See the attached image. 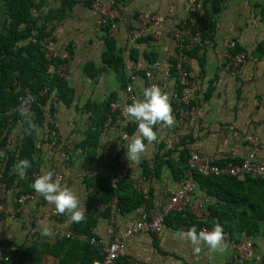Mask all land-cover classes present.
I'll return each instance as SVG.
<instances>
[{
    "label": "crops",
    "instance_id": "1",
    "mask_svg": "<svg viewBox=\"0 0 264 264\" xmlns=\"http://www.w3.org/2000/svg\"><path fill=\"white\" fill-rule=\"evenodd\" d=\"M64 1L67 12L61 21L51 24L54 30L44 46L47 59L65 61L73 100L68 106L59 103L55 139L46 128H39L34 155L38 171L34 178L44 172H52L53 178L62 175L60 184L76 192L81 206L86 208L85 217L97 219V224L92 237L79 235L77 240L67 214L52 216L54 205L42 200L40 194L33 191L36 195L33 200L19 204L15 181L6 189L3 185L0 191V241L8 242L13 249L37 245V249L43 250L70 238L76 240L78 248L89 244L97 249L102 257L98 260H102L103 246L94 245L91 240L108 244L110 228L119 235L129 222L163 212L180 190L193 155L211 159L217 165L228 161L239 164L252 149L248 137L254 136L261 143L259 155L264 156V0H206L205 14L214 26L210 46L194 41L200 16L190 0H111L115 6L110 0H92V4L91 0H49L56 14ZM94 2L121 16L117 35L111 36L115 48L108 62L104 61L107 34L97 23L101 15L93 8ZM141 15L165 17L161 30L143 27L139 21ZM134 30L141 31L137 42L132 40ZM231 42L237 45L232 53L246 54L245 62L234 74L226 66ZM180 45L184 46L183 53ZM180 59L189 69L193 82L194 110L183 120L179 119L180 107L175 98L180 93L175 69ZM132 63L138 67L133 82L130 79L133 70L129 67ZM147 71L153 73L154 79L146 76ZM131 85L134 98L129 100L126 89ZM152 85L169 94L175 123L171 128L157 125L154 130L158 140L152 144L145 141L147 150L141 160L131 163L126 158L125 144L129 141L124 136L131 138L138 124H130L118 113H112L108 102L132 104L142 100L144 89ZM47 118L50 119L48 114ZM21 134L22 126L18 125L7 147L10 152L21 145ZM12 172L17 179L23 178L15 166ZM247 177L256 179L250 175L234 178L242 181ZM121 179H127L125 187L133 184L127 191L129 196L133 192L143 195L148 205L121 213L117 207L119 197H115L108 210L104 203L106 182L117 189ZM244 183L240 194L235 195L236 190L228 194L234 202L227 205L195 183L193 205L186 211L197 219L201 212L208 215L207 219L213 215L264 219V206H251L254 201L264 204V184ZM230 187L236 188L235 183L230 182ZM176 220L161 233L141 232L132 237L127 244V257L120 259L119 264H235L239 259L238 251L230 243L223 254L210 252L203 244L202 251L196 253L191 242L174 235L177 231L187 232L192 223L178 224ZM31 221L36 225L33 231ZM241 235L233 237L234 240L253 243V249L245 255V264H264V221L259 223L254 235ZM39 264H59V259L47 254Z\"/></svg>",
    "mask_w": 264,
    "mask_h": 264
},
{
    "label": "trees",
    "instance_id": "2",
    "mask_svg": "<svg viewBox=\"0 0 264 264\" xmlns=\"http://www.w3.org/2000/svg\"><path fill=\"white\" fill-rule=\"evenodd\" d=\"M92 0L90 3L92 4ZM66 2L64 1L61 9L56 14L54 7H50L49 0H0V167L3 172V182L5 189L15 181L18 183V197L22 194L33 192L31 185L35 181V173L38 171V163L35 158L37 151L36 141L37 134L32 132L26 121L31 119L37 128H46L48 134L52 136L54 126L47 118V114L51 113L52 106L47 96L40 93L48 87L50 94H55L59 98V103L70 105L73 100L72 90L65 81L50 71L51 67H57L64 64L65 61L52 58H46L45 42L51 36L53 28L51 24L59 22L64 18L67 12ZM204 30L201 33L200 43H204L206 39H211L213 32V24L208 19L207 12L204 19ZM111 21L103 23L102 27L107 36V50L104 54V61L108 62L114 54V39L110 35ZM194 33L193 38L195 37ZM185 50V49H184ZM21 97L34 98L31 104V113L27 115L21 114L24 104L20 102ZM30 100V99H29ZM113 101L108 102L110 105ZM108 115V114H107ZM107 117V116H106ZM18 125L22 126V142L15 152H10L8 141ZM55 139V137H53ZM58 142V141H57ZM7 149L5 157L1 158V152ZM23 159H28L32 167L27 170V175L21 179L13 174L12 168ZM145 174H147L145 172ZM122 180V179H121ZM127 179L122 180L118 184L117 189H113L111 183L106 182L104 189L106 205L108 210L111 209L110 201L115 197H119L118 209L122 212H133L142 205H148L145 196L133 192L131 196L127 192L130 186L125 187ZM230 182H234L236 188L230 187ZM247 182L254 186H262L264 180L234 178V177H203L197 175L195 183H200L201 187L212 197L224 201L227 205L232 201L228 194H240ZM233 190V191H232ZM220 191L221 194H220ZM123 193V194H122ZM42 200H45L42 197ZM46 201V200H45ZM251 206L257 207L263 202L254 201ZM231 206V205H230ZM230 208V207H229ZM213 215L212 208H209ZM173 212L168 214L164 219L165 227L173 223V219L180 223L191 222L198 231L203 227L213 228L215 223H219L224 232L231 234L234 238H240L243 233L254 235L259 229V223L264 219H237L232 217H221L219 215L209 216L206 222H202L197 218H193L187 211ZM182 213V214H181ZM152 217H148L151 219ZM97 219L85 217L81 223L73 222V233L76 234L78 240L79 235L92 237V229L96 226ZM31 231L36 228L34 221H31ZM76 240L65 238L62 242L51 246L50 249H37V245L27 249H13L6 241H0V246L5 249L9 255V261L0 262V264H39L41 259L47 254H51L59 259V264H93V261L101 259L99 251L89 244L80 246Z\"/></svg>",
    "mask_w": 264,
    "mask_h": 264
},
{
    "label": "built area",
    "instance_id": "3",
    "mask_svg": "<svg viewBox=\"0 0 264 264\" xmlns=\"http://www.w3.org/2000/svg\"><path fill=\"white\" fill-rule=\"evenodd\" d=\"M111 1V0H110ZM206 0H190V2L194 5V9L199 13V20L197 21V31L194 37L195 42L201 41V33L204 30V19H205V8L204 3ZM112 6H115V2H110ZM93 8L101 15V19L97 22L99 26L107 21H111L110 26V35L115 38L118 29H119V21L121 20L120 13L117 11H112L110 8L102 5L100 2H94ZM139 21L143 27L151 28L155 30H161L163 23L165 21V17L163 16H153V15H141L139 17ZM133 42H137L141 37V31L134 30L131 32ZM177 40L182 44V39H179L177 36ZM206 45H211V40L207 39L204 42ZM236 43L231 42L229 44V52L226 55V66L228 71L231 74L237 72L239 67L245 62L246 54L244 52H238L237 54L232 53L236 49ZM184 46L180 45V50L183 53ZM177 62L175 69L177 72V80L180 86V93L175 97L177 101V106L180 107L179 111V119L183 120L187 115H190L194 110L192 106V88L193 82L191 80L190 71L187 66L181 61ZM133 70V74L130 79L131 82L136 80V75L134 74L138 67L132 63L129 66ZM53 73H55L61 79L68 81L70 76L65 64H60L57 67H53ZM146 76L150 79H154L153 73L151 71L146 72ZM50 89L46 87L40 94L42 96H47L50 100V104L52 106V111L49 113L50 123L54 126V130L52 132V136L55 137L58 132V124L56 121L57 110L59 106V98L55 94L49 93ZM126 92L129 94V100L134 98L133 87L128 86ZM20 102L24 104L23 110L26 114L31 113V104L33 100H29L27 97H21ZM130 105V103L118 104L117 102H113L110 105L112 113H118L123 119L128 121L130 124H135L134 120H131L126 114V106ZM112 120V114L108 116L107 122L109 123ZM13 138V134L10 136L8 144L10 140ZM248 143L251 146V151L248 153L246 158L239 164L234 163L232 161L225 162L222 165H217L211 159H205L200 157L199 155H193L188 163V167L184 174V179L182 186L178 192H176L170 199V201L165 205V209L158 215L153 216L151 219H137L135 221H131L127 224L125 231L122 234H117L114 228H110L109 234L111 235V241L108 244H103V242L98 241L93 238L91 243L96 245L97 243L103 246L102 260H97L93 264H119V260L127 257V244L128 241L134 237L135 235L145 232V233H161L164 228V219L165 217L173 212H182L186 211V208L193 205V196L195 192V177L197 175L203 177H240L243 175H250L256 179H264V156H260L259 153L261 151V143L254 136L248 137ZM128 144H125L127 148ZM5 150L1 152L3 156L5 154ZM128 175V171H124V176ZM3 172L0 167V191L3 188ZM54 181L62 182V175H55L53 178ZM35 193H26L22 194L19 197V204L25 205L29 201L35 198ZM53 212V213H52ZM51 214L54 217H58V213L54 210ZM207 216L204 212L198 214L199 220L202 222L207 221ZM28 223V222H27ZM28 225V224H27ZM211 231L212 228L203 227L202 230ZM226 243H230L239 253V259L235 264H245V255L253 249V243L248 241L246 243H240L234 240L233 236L227 232H224ZM0 261L7 262L9 261V256L5 252V249L0 246ZM136 264H145V263H136Z\"/></svg>",
    "mask_w": 264,
    "mask_h": 264
},
{
    "label": "clouds",
    "instance_id": "4",
    "mask_svg": "<svg viewBox=\"0 0 264 264\" xmlns=\"http://www.w3.org/2000/svg\"><path fill=\"white\" fill-rule=\"evenodd\" d=\"M53 72V71H51ZM34 99L32 97L29 98ZM126 114L137 122L138 128L133 136L128 140L126 158L132 162H139L142 155L147 150V145L158 140V133L154 130L157 125L162 128H171L175 123L173 109L170 103V96L163 91L161 87L152 85L143 91V99L135 100L132 104L126 106ZM22 115H27L21 109ZM30 129L29 134L35 132L39 134V129L31 119L26 121ZM32 167L28 159L20 160L16 165L17 174L20 177L27 175V170ZM32 189L40 194L48 204L54 205L58 214H67L69 220L75 223H81L85 220L86 208L81 206L79 196L72 189L64 187L58 181L53 180L52 172H44L35 179L31 185ZM175 237L180 240L191 242L195 246L194 251L200 253L202 251L200 245H206L210 252L225 253L229 245L225 241L224 229L217 222L212 230L207 229L198 231L193 225L187 232L177 231Z\"/></svg>",
    "mask_w": 264,
    "mask_h": 264
}]
</instances>
